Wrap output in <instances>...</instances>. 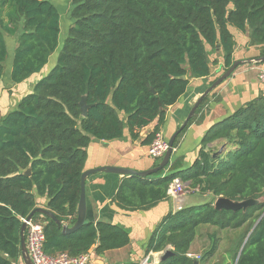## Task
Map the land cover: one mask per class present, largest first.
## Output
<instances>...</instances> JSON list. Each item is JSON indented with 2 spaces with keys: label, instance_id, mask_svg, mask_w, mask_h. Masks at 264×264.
<instances>
[{
  "label": "trees",
  "instance_id": "16d2710c",
  "mask_svg": "<svg viewBox=\"0 0 264 264\" xmlns=\"http://www.w3.org/2000/svg\"><path fill=\"white\" fill-rule=\"evenodd\" d=\"M71 3L72 24L59 51L66 7L54 0H0V81L12 51L10 79L15 84L56 58L33 91L0 120V264H16L22 256V219L34 208L43 205L62 224L75 223L92 139H122L128 131L133 141L139 140L142 129L157 120L142 140L149 146L191 81L211 75L217 64L213 53H220L224 71L234 64L235 29L248 35V45L259 50L257 57L264 56V0ZM7 35L14 38L13 47ZM84 95L90 105L87 116L80 105ZM217 140L226 145L214 155L222 147L215 151L209 146ZM183 167L179 158L152 176L125 177L118 186L114 202L129 211L147 210L167 199L177 177L210 197L169 213L148 240L147 252L171 249L173 254L160 264H194L193 244L199 228L207 225L238 233L218 264H264V217L250 234L264 212V92L210 126L198 157ZM221 196L259 202L246 210L216 209ZM32 220L43 223L44 250L50 255L77 256L91 249L101 254L131 242L129 232L111 222L86 220L78 230L64 233L46 215L36 213ZM208 237L211 244L201 264H209L219 250L218 232Z\"/></svg>",
  "mask_w": 264,
  "mask_h": 264
},
{
  "label": "crops",
  "instance_id": "0c3cea01",
  "mask_svg": "<svg viewBox=\"0 0 264 264\" xmlns=\"http://www.w3.org/2000/svg\"><path fill=\"white\" fill-rule=\"evenodd\" d=\"M71 24L72 19H68L66 26H64L62 16L61 34L67 33ZM234 35L237 40V49L234 54L236 60L256 59L259 50L257 47L248 45V35L237 30H234ZM216 66L218 67L217 73L211 66L209 77L193 79L187 93L176 105L168 109L167 122L162 129L164 136H167L166 138L169 139L180 127L201 94L212 84V81L221 75L223 71L221 56H219ZM260 68L258 63L239 65L235 72L218 87L219 90L217 89L216 93L209 95L202 111L195 116L196 118L189 128L178 139L170 162L182 158L183 169L188 168L192 161L198 157L201 139L206 130L245 102L264 92V81L260 79ZM50 70L47 64V67L41 72L33 74L22 83L15 84L10 79L11 64H9L5 77L0 81V120L16 107L23 96L32 92L36 82ZM156 124L157 120L144 127L139 140L133 141L128 131L125 132V137L122 139L112 141L92 139L87 149L89 155L85 170L100 166H122L145 171L155 167L162 158L154 159L149 156L148 145H144L142 140L153 131ZM225 145L224 140H217L209 147L217 151ZM125 177L113 173L98 172L90 175L86 180V219L93 222L105 221L117 224L125 228L131 236V242L122 248L107 250L101 254H97L91 249V264H115L127 261L143 264L149 260V257H152L153 261L156 258L159 260L161 253L147 252L148 240L169 213L190 206L195 200L194 196L191 195L193 193L182 199L169 196L155 207L147 210H125L114 202L118 186ZM184 183L186 186L189 184V182ZM194 190L198 191V188H194ZM43 201L41 199V204ZM16 264H25L22 256Z\"/></svg>",
  "mask_w": 264,
  "mask_h": 264
},
{
  "label": "water",
  "instance_id": "95a60500",
  "mask_svg": "<svg viewBox=\"0 0 264 264\" xmlns=\"http://www.w3.org/2000/svg\"><path fill=\"white\" fill-rule=\"evenodd\" d=\"M244 63H264V56L257 57L256 59L236 60L234 62V64L229 69H227L222 75H220L201 94V96L198 98L196 103L190 109V111H189L187 117L185 118V120L183 121V123L169 138V148H168L167 152L165 153L164 157L162 158V160L160 161V163H158V165H156L155 167H153L151 169L145 170V171H138V170H135L132 168L122 167V166H100V167H95V168H90V169L85 170L81 176V195H80V201H79L78 208H77V218H76V221L73 225H69L66 223L62 224V222L58 219V217L55 215V213L52 212L51 210L47 209V208L40 207V206L34 208L31 211V213L26 217V220L23 221L22 226H21V255H22V258H23L25 264H33V261L30 257V254H29V251H28L27 245H26V229H27L28 222L33 219V217L36 213H41L42 215H46V216L50 217L51 219H53L54 221H56L59 225H62V229H63L64 233L74 232V231L78 230L80 227H82L83 224L87 220L86 219L87 218L86 180L90 175L98 173V172H106V173H113V174L126 176L128 178H132V177L146 178V177L152 176V175L158 173L159 171L163 170L171 161V156L174 152V147H175L174 143H175L177 136L189 124L190 119L195 115V113H196L198 107L200 106V104L202 103L203 99L206 96H208L217 86H219L227 78H229L235 72L237 67H239V65L244 64ZM86 99H87V96L84 95L82 97L81 102H80L81 111H82L83 116H87L88 110L90 108V105L87 103ZM96 141H100V139H96ZM223 149H224V147H222L219 151L215 152L214 155L219 154ZM29 173H30V169H28L26 171V174H29ZM258 202H259V200H256V199L234 201L232 199L221 196V197H218L216 199L214 206L216 209H230V210L236 211L239 209L246 210L249 206H251L255 203H258ZM263 217H264V212L262 213V215L260 216V218L256 222V224L253 227V229L251 230L250 234L252 233L254 228L260 223V221L262 220ZM250 234L248 235V237L250 236ZM248 237H247V239H248ZM247 239L245 240V243H246ZM245 243L242 245V247L239 251V254L237 256V260L239 259L240 255L243 251ZM172 254H173V252L171 249H167V250L163 251L159 257V262L166 261L168 259V257ZM152 260H153L152 257H149L148 261L151 262ZM13 262H16V259H13ZM199 263H200V261L198 259L194 260V264H199Z\"/></svg>",
  "mask_w": 264,
  "mask_h": 264
},
{
  "label": "built area",
  "instance_id": "2783aa9c",
  "mask_svg": "<svg viewBox=\"0 0 264 264\" xmlns=\"http://www.w3.org/2000/svg\"><path fill=\"white\" fill-rule=\"evenodd\" d=\"M260 79L264 81V66L260 68ZM169 148V140L160 131L155 135L154 140L148 146V154L154 159H161ZM186 184L179 178H175L169 185L168 194L176 199H181L185 194ZM23 221L26 218L22 219ZM45 233L44 225L41 222H28L26 229V245L33 264H91V254L83 253L72 256L67 252L55 255L47 254L44 250ZM157 259V258H156ZM154 259L143 264H160L159 260Z\"/></svg>",
  "mask_w": 264,
  "mask_h": 264
},
{
  "label": "rangeland",
  "instance_id": "374dc122",
  "mask_svg": "<svg viewBox=\"0 0 264 264\" xmlns=\"http://www.w3.org/2000/svg\"><path fill=\"white\" fill-rule=\"evenodd\" d=\"M56 4H61L63 7H66L67 10H65V13H63V25L66 26V22L68 19H71V14H70V9L72 7V3H71V0H55ZM62 6L60 7L62 9ZM62 11V10H61ZM236 30V29H235ZM67 36V33L65 34H61V38H60V42H61V45L59 47V51H60V48L62 46V42L64 41V38ZM7 39H8V42H9V46L13 47L15 44V40L13 37H10L9 35H7ZM11 48H10V52H11ZM13 52V51H12ZM10 53V56H9V59L7 61V68H9V64H10V60L12 58V54L13 53ZM58 54V51L56 52V56ZM219 52L218 53H213V55H211V58H212V61L214 63V59H217V64H218V59H219ZM218 56V57H217ZM55 59L56 58H52L50 59L49 63H48V67L51 69L54 64H55ZM264 64H260V66ZM261 66V68L263 67ZM47 67V66H46ZM217 66L216 64H213L212 65V69L214 71H216L215 73H217ZM238 68V67H237ZM219 71V69H218ZM225 71L223 70L221 75L224 73ZM219 73V72H218ZM228 79V78H227ZM226 79V80H227ZM225 80V81H226ZM214 82V81H213ZM212 82V83H213ZM221 85V84H220ZM219 85V86H220ZM217 86L211 93H216L218 87ZM219 90V89H218ZM210 93V94H211ZM209 94V95H210ZM208 95V97H209ZM208 101V100H207ZM205 105V104H204ZM203 105V106H204ZM203 109V107H202ZM201 109V111H202ZM192 123V122H191ZM190 123V124H191ZM189 124V126H190ZM188 126V128H189ZM187 128V129H188ZM167 137V136H166ZM168 139V138H167ZM169 140V139H168ZM160 163V161H159ZM193 193V194H191ZM193 195L195 200L191 203L192 205H199V204H203L205 203V201L209 200L210 197L208 196H205L203 195L202 193H200L199 191H195L194 188L190 187V185L188 184L186 187H185V194L181 197V199L183 197H186L187 195ZM212 232H218V237L220 238V246H219V250L218 252L215 254V256L211 259L210 263L209 264H218V263H223L224 261V256L223 255H226L225 252L226 250L232 246V243L234 242V240H236V237L238 235L237 231H228V230H225V231H222V230H219L215 227H210V226H202L199 228V231L197 233V237L195 239V242L193 244V249H192V253L190 254L194 259H198L200 261L201 259V255H203V253L209 248L210 244H211V241L208 237V234L209 233H212ZM201 264V263H199Z\"/></svg>",
  "mask_w": 264,
  "mask_h": 264
}]
</instances>
